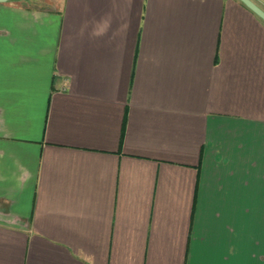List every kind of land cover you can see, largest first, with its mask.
Here are the masks:
<instances>
[{
    "label": "crops",
    "instance_id": "crops-1",
    "mask_svg": "<svg viewBox=\"0 0 264 264\" xmlns=\"http://www.w3.org/2000/svg\"><path fill=\"white\" fill-rule=\"evenodd\" d=\"M0 264H264V23L0 3Z\"/></svg>",
    "mask_w": 264,
    "mask_h": 264
},
{
    "label": "water",
    "instance_id": "water-1",
    "mask_svg": "<svg viewBox=\"0 0 264 264\" xmlns=\"http://www.w3.org/2000/svg\"><path fill=\"white\" fill-rule=\"evenodd\" d=\"M236 1L239 2L242 6L246 7L249 10V12H251L254 16H256L264 23V14L258 7L251 4L249 0H236ZM3 2L7 3L8 0H0V3Z\"/></svg>",
    "mask_w": 264,
    "mask_h": 264
}]
</instances>
